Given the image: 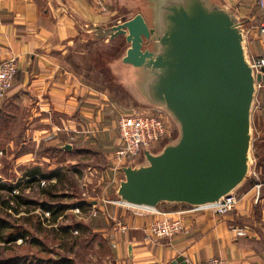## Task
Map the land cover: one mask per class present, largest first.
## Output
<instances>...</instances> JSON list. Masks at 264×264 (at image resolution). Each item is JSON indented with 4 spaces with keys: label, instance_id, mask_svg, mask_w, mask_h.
Segmentation results:
<instances>
[{
    "label": "crops",
    "instance_id": "obj_1",
    "mask_svg": "<svg viewBox=\"0 0 264 264\" xmlns=\"http://www.w3.org/2000/svg\"><path fill=\"white\" fill-rule=\"evenodd\" d=\"M220 1L236 12L256 9L261 15L255 0ZM124 5L131 10L126 0H0V62L14 58L17 65L13 86L0 101V140L8 139L10 152V140H19L15 156L20 165L30 167L25 178H54L57 151L74 148L105 160L111 157L117 118L135 107L132 91L121 80H110L108 85L91 80L75 70L72 56L77 43L91 44L81 28L110 26L129 18L131 15L123 14ZM119 37L102 43H115ZM248 51L257 55L259 42ZM111 86L117 87L119 95L113 94ZM260 100L264 102V91ZM259 110L264 113L263 108ZM65 143L72 147L63 149ZM252 150L250 172L235 190L239 196L235 208L225 214L186 213L185 232L170 239L147 238L149 224L161 215L146 214L141 211L150 209L111 199L121 175L107 166L108 176L101 180L97 197L90 200L94 207L83 231L90 236V246L103 253L85 264H168L178 256L184 264H198L210 257H221L230 264H264V130L255 132ZM48 169L51 172L44 174ZM170 205L156 209L172 212L186 206ZM22 206L26 201L19 196L17 212L5 207L3 211L20 217L26 212ZM5 226L2 232L7 230ZM238 229L245 234L238 235ZM65 259L64 264H84Z\"/></svg>",
    "mask_w": 264,
    "mask_h": 264
},
{
    "label": "water",
    "instance_id": "obj_2",
    "mask_svg": "<svg viewBox=\"0 0 264 264\" xmlns=\"http://www.w3.org/2000/svg\"><path fill=\"white\" fill-rule=\"evenodd\" d=\"M126 1L134 9L129 18L80 32L95 42L124 37L119 80L146 105L164 109L179 135L122 168L118 202L142 208L217 202L251 168V112L261 75L253 73L242 21L220 0Z\"/></svg>",
    "mask_w": 264,
    "mask_h": 264
},
{
    "label": "rangeland",
    "instance_id": "obj_3",
    "mask_svg": "<svg viewBox=\"0 0 264 264\" xmlns=\"http://www.w3.org/2000/svg\"><path fill=\"white\" fill-rule=\"evenodd\" d=\"M122 8L125 17L132 15V8L130 10L125 5ZM249 13L252 14L250 20ZM236 14L242 21L243 37L247 52H249L248 49L253 48L256 42H259L257 26L260 23L261 15L256 12V9L238 10ZM102 42L97 41L88 45L77 43L73 46L75 53L71 58L76 71L83 72L98 84L108 85L111 83L110 80H119L117 76L119 59L127 44L123 36L119 37L115 43L104 44ZM110 89L114 95H119L116 86H111ZM261 92L260 89L256 94L258 99H260ZM122 95L126 96L123 92ZM132 96V103L135 106L132 111L142 110L148 106L140 101L133 92ZM169 120V136L155 146L153 152L160 151L170 140L177 139L178 125L171 116ZM5 125L11 127L9 123ZM251 130L250 156L252 164V143L255 132L264 130V113L255 107L251 112ZM7 141L8 139L0 140V195L3 199L14 195L21 196V200L23 197L26 206H22L21 210L26 208V214L23 212L20 217L13 213L8 215L3 211L4 208L0 203V233L2 237L0 240V262L9 260V264H40V262L42 264H51V262L64 264L65 258L71 257L72 262L85 264L90 262V257L94 259H98L99 255L102 257L103 252L98 250L97 246H90V236L83 231L87 226L89 211H92L94 207L90 200L97 197L101 180H105L108 176V168H106L108 161L94 153L77 152L74 148L69 152L57 151L55 152L58 153L55 156L57 165L53 167L57 174L54 178L51 179L49 176L25 178L24 174L29 172L30 167L20 165L15 156L19 150V140H10L13 142L11 152L8 149ZM10 141L9 143H12ZM143 161L144 158H140L135 163L139 164ZM44 172V174H49L51 170L48 169ZM119 175L121 178L123 177V174ZM8 186H12L13 190H6ZM114 193L111 194V199L118 200ZM167 206L171 205L167 203L158 205L159 208H167ZM130 210L141 211L133 208ZM141 212L147 214L149 211ZM3 226L7 230L2 232ZM10 232L17 235L12 242H8L7 239Z\"/></svg>",
    "mask_w": 264,
    "mask_h": 264
},
{
    "label": "built area",
    "instance_id": "obj_4",
    "mask_svg": "<svg viewBox=\"0 0 264 264\" xmlns=\"http://www.w3.org/2000/svg\"><path fill=\"white\" fill-rule=\"evenodd\" d=\"M258 9L261 11L260 23L257 26L260 51L257 55L248 52L253 73L260 74L261 80L256 81V92L254 97L255 108H263L264 103L257 98L256 94L261 89L264 91V0H255ZM17 72V65L14 58L0 62V101L12 88ZM170 115L157 106H147L142 110L131 111L120 114L116 121L117 140L111 157L107 160L109 168L114 173H122V168L128 164L134 165L137 159L143 158V150L149 149L153 152L154 147L169 136ZM239 201L236 191L223 195L217 202L185 207L172 211L163 212L156 208L152 210L161 217L154 219L148 226L147 238H173L185 232L184 214L197 211H211L216 214H225L233 210ZM125 228V226H121ZM238 235L245 232L237 230ZM198 264H230L221 257H210Z\"/></svg>",
    "mask_w": 264,
    "mask_h": 264
},
{
    "label": "trees",
    "instance_id": "obj_5",
    "mask_svg": "<svg viewBox=\"0 0 264 264\" xmlns=\"http://www.w3.org/2000/svg\"><path fill=\"white\" fill-rule=\"evenodd\" d=\"M90 43H95V41H91ZM264 103V102H263ZM17 198H19V196L17 195H14V196H11V197H8L6 199H3L0 195V203L2 204V207H5L6 209H11L12 211L14 212H17L18 211V200ZM12 201V203H10ZM19 235V234H18ZM17 235H15L14 232H10L9 233V236H8V242H12L15 240ZM2 239L1 237V233H0V240ZM4 239V238H3ZM9 264V260H5V261H1L0 264Z\"/></svg>",
    "mask_w": 264,
    "mask_h": 264
},
{
    "label": "bare ground",
    "instance_id": "obj_6",
    "mask_svg": "<svg viewBox=\"0 0 264 264\" xmlns=\"http://www.w3.org/2000/svg\"><path fill=\"white\" fill-rule=\"evenodd\" d=\"M136 208H142V207H136ZM148 209L152 210L153 208L152 209L151 208H148Z\"/></svg>",
    "mask_w": 264,
    "mask_h": 264
}]
</instances>
